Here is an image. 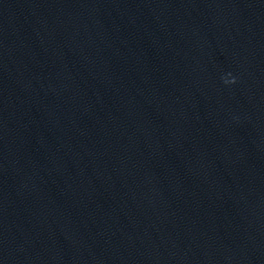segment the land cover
<instances>
[{
  "label": "clouds",
  "instance_id": "clouds-1",
  "mask_svg": "<svg viewBox=\"0 0 264 264\" xmlns=\"http://www.w3.org/2000/svg\"><path fill=\"white\" fill-rule=\"evenodd\" d=\"M232 82H234V80Z\"/></svg>",
  "mask_w": 264,
  "mask_h": 264
}]
</instances>
